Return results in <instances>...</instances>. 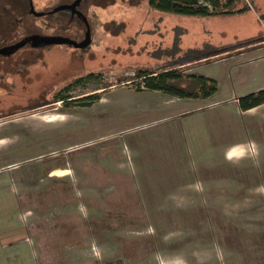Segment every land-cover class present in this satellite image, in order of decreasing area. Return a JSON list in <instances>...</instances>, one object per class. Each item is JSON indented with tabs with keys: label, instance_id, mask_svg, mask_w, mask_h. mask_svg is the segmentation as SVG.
<instances>
[{
	"label": "crops",
	"instance_id": "0c3cea01",
	"mask_svg": "<svg viewBox=\"0 0 264 264\" xmlns=\"http://www.w3.org/2000/svg\"><path fill=\"white\" fill-rule=\"evenodd\" d=\"M185 73L217 91L99 88L110 117L64 133L92 103L0 118V264H264V104L236 101L264 90V45Z\"/></svg>",
	"mask_w": 264,
	"mask_h": 264
},
{
	"label": "rangeland",
	"instance_id": "374dc122",
	"mask_svg": "<svg viewBox=\"0 0 264 264\" xmlns=\"http://www.w3.org/2000/svg\"><path fill=\"white\" fill-rule=\"evenodd\" d=\"M72 1L0 0V49L31 37L84 43V22L61 10L53 12ZM239 1L237 9L246 10L236 15L186 17L161 12L149 0H85L78 5L89 28L83 47L54 44L36 49L23 45L13 56L0 57V118L25 117L32 113H26L29 108L52 104L40 110L47 112L58 95L68 97L65 104L83 103L87 97L100 95L96 89L115 86L119 79H128L123 86L134 88L137 69L180 70L182 65L189 69L198 59L226 57L264 45V0H247L251 9L244 0ZM89 75L97 78L66 92L71 83ZM117 94L121 97L124 92L106 96V104L111 105ZM105 107L94 100L72 118L65 114L50 123V132L64 133L94 121L101 124L110 117ZM28 121L22 118L19 127Z\"/></svg>",
	"mask_w": 264,
	"mask_h": 264
},
{
	"label": "trees",
	"instance_id": "16d2710c",
	"mask_svg": "<svg viewBox=\"0 0 264 264\" xmlns=\"http://www.w3.org/2000/svg\"><path fill=\"white\" fill-rule=\"evenodd\" d=\"M93 1V0H92ZM150 4L161 12L186 17H209V16H230L244 12L246 9H237L239 0H149ZM95 3V2H94ZM98 6V4H96ZM247 5H245L246 7ZM104 7V6H103ZM248 8V7H247ZM218 55L207 58L217 59ZM220 58V57H219ZM218 58V59H219ZM204 59H198L199 63ZM182 67V68H181ZM180 66L179 70L174 67L162 70L137 69L134 74L136 90L158 91L178 98L210 97L217 91V85L213 80L198 75H188L187 69ZM97 75H89L85 79H79L69 85L66 92L82 83L96 79ZM128 79H119L115 87L125 85ZM114 85L104 86L103 92ZM68 97L58 95L54 102H64ZM99 96L87 97L83 105L98 100ZM241 111H247L264 104V90L241 96L236 99ZM107 264H122L121 261H114Z\"/></svg>",
	"mask_w": 264,
	"mask_h": 264
},
{
	"label": "water",
	"instance_id": "95a60500",
	"mask_svg": "<svg viewBox=\"0 0 264 264\" xmlns=\"http://www.w3.org/2000/svg\"><path fill=\"white\" fill-rule=\"evenodd\" d=\"M81 2V0H76L70 7H63V8H59V10H74L78 4ZM31 11V10H30ZM80 16V15H79ZM82 21L86 24L87 23L85 21V18L83 16H81ZM88 35H89V29L87 26V31H86V35H85V40L84 43L82 44H74L73 42L66 40L64 38H39V37H32L30 39H28L26 42L18 45L16 47V49L22 47L25 43L30 42L33 48L39 49V48H44L46 46H50V45H57V44H65V45H71L73 47H83L87 42H88ZM4 52L0 51V54H3Z\"/></svg>",
	"mask_w": 264,
	"mask_h": 264
},
{
	"label": "flooded vegetation",
	"instance_id": "af4514ba",
	"mask_svg": "<svg viewBox=\"0 0 264 264\" xmlns=\"http://www.w3.org/2000/svg\"><path fill=\"white\" fill-rule=\"evenodd\" d=\"M76 0H73L69 5H67V6H65V7H70L74 2H75ZM84 1L85 0H81V2L79 3L80 5L82 4V3H84ZM78 4V5H79ZM59 11V9H57V10H55V11H53V12H58ZM59 12H62V13H69V16L72 18V19H74V18H76V20H82L81 18V16H83L81 13H79V11H78V6L74 9V10H61V11H59ZM49 15V14H48ZM80 15V16H79ZM82 22V21H81ZM84 25H85V34L84 35H86V31H87V26H86V24L84 23ZM89 29V28H88ZM32 38V37H31ZM83 40H85V38L83 39ZM24 42H26L25 41V39L23 40ZM23 42V43H24ZM21 43V42H20ZM20 43H18V45H20ZM18 45H15V46H9V47H6L5 46V48H2V49H0V51L1 52H4L3 54H0V57H9V56H11L12 55V53L14 52V51H17L18 49H16V47L18 46ZM26 46H32L31 45V43L30 42H27V43H25L24 44V46L23 47H26ZM46 47H49V46H46ZM22 48V47H21ZM45 48V47H44ZM15 55V54H14ZM13 56V55H12Z\"/></svg>",
	"mask_w": 264,
	"mask_h": 264
},
{
	"label": "built area",
	"instance_id": "2783aa9c",
	"mask_svg": "<svg viewBox=\"0 0 264 264\" xmlns=\"http://www.w3.org/2000/svg\"><path fill=\"white\" fill-rule=\"evenodd\" d=\"M244 1L246 2V5H247L248 9H251L252 8L251 4L247 0H244Z\"/></svg>",
	"mask_w": 264,
	"mask_h": 264
}]
</instances>
